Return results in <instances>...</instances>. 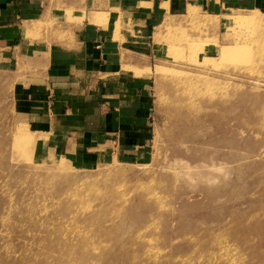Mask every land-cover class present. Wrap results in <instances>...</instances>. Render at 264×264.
Returning <instances> with one entry per match:
<instances>
[{"label": "rangeland", "instance_id": "rangeland-1", "mask_svg": "<svg viewBox=\"0 0 264 264\" xmlns=\"http://www.w3.org/2000/svg\"><path fill=\"white\" fill-rule=\"evenodd\" d=\"M225 19L158 29L155 132L130 157L64 153L0 61V264H264V13Z\"/></svg>", "mask_w": 264, "mask_h": 264}, {"label": "crops", "instance_id": "crops-1", "mask_svg": "<svg viewBox=\"0 0 264 264\" xmlns=\"http://www.w3.org/2000/svg\"><path fill=\"white\" fill-rule=\"evenodd\" d=\"M254 11L264 13V0H0V61L18 68L64 153L130 157L155 132L148 59L165 44L158 29L192 14L220 28L229 14Z\"/></svg>", "mask_w": 264, "mask_h": 264}, {"label": "bare ground", "instance_id": "bare-ground-1", "mask_svg": "<svg viewBox=\"0 0 264 264\" xmlns=\"http://www.w3.org/2000/svg\"><path fill=\"white\" fill-rule=\"evenodd\" d=\"M248 19L249 20H251L252 22H256L257 21V19L256 18H253V17H248ZM194 91V90H193ZM204 168H206V167H187L186 168V174L187 173H189V172H192V171H194V172H196V174L199 176V177H201L202 179H204V180H207L208 182H211L213 179H212V177H211V175H212V173L214 172V171H216V170H218V169H220L219 167H212V168H210V169H207L206 168V171L204 170ZM82 180V179H81ZM70 190V189H69ZM72 190V189H71ZM78 190H80V189H78ZM75 191V190H74ZM49 192V191H48ZM70 192V191H69ZM77 192H79V191H77ZM77 192H75V194L77 193ZM74 194V193H73ZM82 195V194H81ZM114 216H116V215H114ZM64 226V225H63ZM95 226V225H94ZM66 227V226H65ZM153 227V226H152ZM63 228V227H62ZM94 228V227H93ZM154 228V227H153ZM64 229V228H63ZM62 229V230H63ZM159 229V228H158ZM61 230V231H62ZM65 230V229H64ZM93 231V230H92ZM87 233V232H86ZM79 235V234H78ZM61 241V240H60ZM59 241V242H60ZM67 241V240H66ZM100 241V240H99ZM136 241V240H135ZM94 242V241H93ZM59 245H60V243H58ZM89 244V243H88ZM98 244H99V242H98ZM154 244V243H153ZM88 246H90V244L88 245ZM102 246V245H101ZM148 246V245H147ZM217 246V245H216ZM60 247V246H59ZM95 247H97V246H95ZM105 247V246H104ZM103 247V248H104ZM156 247V246H155ZM154 247V248H155ZM87 248V247H86ZM109 248V247H108ZM217 248H218V246H217ZM221 248V247H220ZM102 249V248H101ZM197 249V248H196ZM193 250H195V249H193ZM198 250V249H197ZM197 250H195V251H197ZM209 250V249H208ZM219 250V249H218ZM218 250L216 251V253L218 252ZM63 251V250H62ZM85 251H86V249H85ZM105 250H103V252H104ZM201 251V250H200ZM210 251V250H209ZM95 252V251H94ZM55 253V252H54ZM54 253H52V254H54ZM147 253V252H146ZM203 253V252H202ZM214 253V252H213ZM213 253H211V254H213ZM98 254V253H97ZM99 254H100V252H99ZM217 254H219V253H217ZM57 255V254H56ZM91 256V255H90ZM95 256H96V254H95ZM100 256V255H99ZM99 256H97V257H99ZM162 256H163V254H162ZM210 256V255H209ZM209 256H207V257H209ZM221 256H222V254H221ZM55 257V256H54ZM61 257V256H60ZM65 257H66V260L63 262V260H62V258H60L59 260H54V261H52L53 263L52 264H64V263H67V264H70V263H72V262H74L73 260H72V262H71V254H66L65 255ZM203 257H205V255L203 256ZM102 258V257H101ZM191 259H192V257H190ZM199 258V257H198ZM212 258H214L213 256H212ZM222 258V257H221ZM86 259V258H85ZM100 259V258H99ZM103 259H105V258H103ZM163 259V258H162ZM197 259V258H196ZM75 260V259H74ZM77 260V259H76ZM94 260V259H93ZM166 260V259H165ZM193 260V259H192ZM194 260H195V257H194ZM207 260V259H206ZM206 260H204V261H206ZM225 260V259H224ZM224 260H222L221 262H223ZM96 261V260H95ZM104 261V260H103ZM76 262V261H75ZM89 262V261H88ZM187 261H185V263H186ZM227 262H228V260H227ZM226 262V264H228ZM96 263V262H95ZM160 263H163V262H161L160 261ZM93 264V263H92ZM97 264V263H96ZM225 264V263H224Z\"/></svg>", "mask_w": 264, "mask_h": 264}]
</instances>
